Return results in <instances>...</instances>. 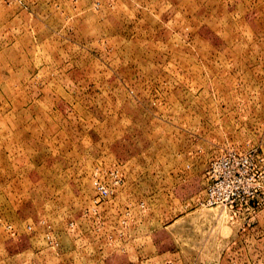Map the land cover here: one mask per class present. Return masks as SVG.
<instances>
[{
  "label": "rangeland",
  "instance_id": "rangeland-1",
  "mask_svg": "<svg viewBox=\"0 0 264 264\" xmlns=\"http://www.w3.org/2000/svg\"><path fill=\"white\" fill-rule=\"evenodd\" d=\"M251 148L264 0H0V264H264V187L203 202Z\"/></svg>",
  "mask_w": 264,
  "mask_h": 264
},
{
  "label": "built area",
  "instance_id": "built-area-1",
  "mask_svg": "<svg viewBox=\"0 0 264 264\" xmlns=\"http://www.w3.org/2000/svg\"><path fill=\"white\" fill-rule=\"evenodd\" d=\"M98 171V169H96ZM114 184L121 182L117 168L109 170ZM203 202L209 206L234 208L247 205L262 186L264 187V157L253 148L246 151L228 150L213 158L205 170ZM96 195L92 204L98 205L113 189L99 177L93 178Z\"/></svg>",
  "mask_w": 264,
  "mask_h": 264
}]
</instances>
